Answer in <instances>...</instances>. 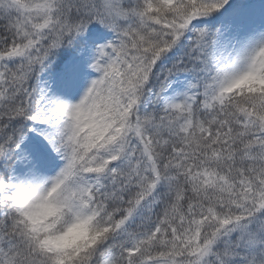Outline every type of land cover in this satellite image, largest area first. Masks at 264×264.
Segmentation results:
<instances>
[{
    "label": "snow or ice",
    "instance_id": "6c2138e0",
    "mask_svg": "<svg viewBox=\"0 0 264 264\" xmlns=\"http://www.w3.org/2000/svg\"><path fill=\"white\" fill-rule=\"evenodd\" d=\"M0 264H264V0H0Z\"/></svg>",
    "mask_w": 264,
    "mask_h": 264
}]
</instances>
